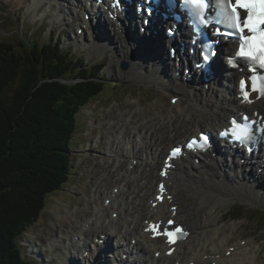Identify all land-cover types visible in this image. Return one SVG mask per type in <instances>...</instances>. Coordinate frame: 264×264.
Returning <instances> with one entry per match:
<instances>
[{"label": "bare ground", "instance_id": "obj_1", "mask_svg": "<svg viewBox=\"0 0 264 264\" xmlns=\"http://www.w3.org/2000/svg\"><path fill=\"white\" fill-rule=\"evenodd\" d=\"M45 1H48L45 10L47 12L51 11L54 18H59L65 12L62 9L66 8L78 20L79 26H85V33H89L92 42L106 43L105 47L112 68L118 66L120 60H126L129 67L126 69L127 71L123 72V75L132 76L137 73L140 74V71L145 72L144 66H148L150 72H146V78L168 87L174 96H179L171 107L170 113H167L168 120L166 122L169 124L168 127L174 123V118L177 115L183 114L190 122L196 113L214 119L215 127H219L224 123L216 119L217 110L226 115L224 118L226 121L228 115L236 109L235 105L238 104V101L234 97L231 82L232 77L236 78L238 75L236 71L224 70V77L223 75L219 77L218 74L220 73L215 69V77L213 76L205 83L200 76L199 85V82L194 81V84V82L188 81L183 74V69L181 70V67L171 60L169 53L165 50V44H173V42L164 36L167 25L171 23L169 19L159 21L156 24L152 23V28L145 26L143 29L144 24L139 23L141 22L140 17L131 12L128 19L124 18L122 22H119V20L113 21V25L117 28H114L112 32L106 21L107 12L103 11L102 7L96 8L91 4L95 0H33L32 2L29 0V4L37 6ZM85 14L89 15V19H84L83 15ZM160 22L165 23V25L161 26ZM79 26L78 28H80ZM85 33L81 35L76 32L75 38H70V40L79 42L80 37L85 40ZM178 38L181 41L185 40L182 33L178 35ZM174 42L178 41L175 40ZM178 53L180 56L184 55L179 49ZM218 66L220 65L218 64L216 67L219 68ZM141 77L145 78L144 75ZM185 97L190 102L182 107V101ZM250 107L258 109L260 113L264 114L263 99L254 102ZM237 108L239 110L247 107L241 106L240 108L237 106ZM158 116L160 117V115ZM157 120H160L159 123L156 122L157 126L150 127L149 132L148 130L142 132L144 126L141 127V125L144 124V121L141 125H134L133 128L134 130L136 128L137 135L134 134V130L131 134L128 133L125 127L129 125V122H126L124 126L122 124L120 132L115 136L117 144H112L109 140L108 143H111V145L107 146L106 155L110 158L114 156L127 157L129 165L125 172L128 169V173L139 165V163L133 165L134 162L138 159L141 160L138 168L142 164L149 167V178L152 182L155 180V187H157V181H165V194L166 196L169 195L170 198L167 199L165 196L162 202H156L155 190L149 193L145 202L143 198L139 197L140 202L135 203L137 202L135 199L138 198L135 189L141 185L136 182L129 201L128 198L126 200L123 198L124 201H121L120 196L122 193L124 195L125 189H129V184L139 175L135 171L132 174L130 172V177L124 179L125 184L126 181L127 184L120 183L115 190H110L104 201L93 208V214L88 216L87 219H83L80 227L76 226L73 231L71 230L73 233L70 236L63 239L57 238L45 244L46 248L50 250L48 256L35 245L36 250L34 249V252L37 256H41L45 261H48L51 255L56 254L58 256L60 254L58 256L59 264L257 263L256 257L259 248L250 251L249 242L251 241H242L241 239L229 243L235 225L231 227L225 225V223L221 225L218 222L221 216L215 213V209L219 205H227L238 198L264 202V165L262 161L254 155L244 158L239 150L222 145L211 153L203 154L201 158L192 154L179 157L166 177H162L158 173L153 175V166L157 165V161L155 159L156 155L149 150V147L154 142H146V140L155 136L157 139L162 137L165 131L163 133H160V131L166 129L162 122L163 119L158 118ZM193 131L195 130L188 132L186 135L192 134ZM184 136L182 134L179 139ZM169 139L164 141L165 143L168 142V146L179 142L174 141V137H169ZM142 143L147 145L146 149L149 152L147 150L140 152L139 145ZM165 143L160 148V152L167 149ZM121 144H124L125 147L117 148V145ZM213 152L214 157L212 156ZM196 158L198 161H195ZM242 158L244 159L241 160ZM160 167L161 165L159 169ZM145 171L147 172V170ZM130 178L134 179L131 180ZM253 186L257 187L256 190ZM124 204L126 205L125 210L122 206ZM171 205H177V209L175 211L171 210ZM109 208L113 209L110 212L111 215L115 213L112 217L106 216V211ZM126 210H129V212H126ZM123 214H126L127 217H124ZM168 215H174L175 219L186 225L190 232L185 240L176 245L170 255L165 254L168 247L164 244L162 237L151 238L150 233L144 231L147 226L145 224L146 219H157L164 222ZM102 229H107V234L100 238L95 235V231ZM127 237L129 238L126 242ZM133 238L135 243L131 244ZM57 244L64 246V252L55 253L53 249ZM94 251L96 255L93 253ZM155 252H159L158 257H155ZM83 253L86 256H81ZM122 253L127 255L125 260ZM100 254L102 255L97 257Z\"/></svg>", "mask_w": 264, "mask_h": 264}, {"label": "rangeland", "instance_id": "obj_2", "mask_svg": "<svg viewBox=\"0 0 264 264\" xmlns=\"http://www.w3.org/2000/svg\"><path fill=\"white\" fill-rule=\"evenodd\" d=\"M47 4L48 1H45L37 6H32L29 4V0H0V42H10L19 49L20 40L27 43L37 41L40 44L46 42L53 44L55 41H59L63 52L69 53L71 57L81 58L86 65L92 67L95 63H102L103 67H101L99 75L105 84L101 93L90 99L75 114V129L69 144L70 171L67 180L61 184L59 189L53 190L45 196L44 206L37 219L16 239L20 246L21 256L30 260L31 264H59L58 256L60 254L58 256L51 255L48 261H45L44 258L35 254V245L48 256L50 250L45 246L48 241L70 236L76 226L82 225L83 219H87L93 214V208L103 201L106 194L110 190H115L120 183L124 185V179L129 178L134 171L139 175L129 184V189H125L124 195L122 193L121 201H124L123 198L125 200L128 198L129 201L136 182L141 185L135 189V193L138 194V198L135 199L137 202L132 198L135 203L140 202V198H143L145 202L149 193L156 189L155 180L152 182L149 178V167L142 164L138 168L141 160L136 158L138 160L133 165L136 163L139 165L129 174L128 169L125 172L129 165L127 157L114 156L110 158L106 155L107 146L111 143L117 144L115 136L120 132L122 124L124 126L126 122H129L125 128L131 134L134 125H141L144 121V124L141 125V127L144 126L142 132H147V130L149 132L150 127L157 126L156 122L159 123L158 118L163 119L162 122L166 129L160 131V133L165 131L162 137L157 139L155 136L146 140V142H154L149 147V150L156 155L157 161V165L153 166L154 170L152 169L153 175L157 174L161 157L166 151V149L163 152L159 151L165 140L168 141L169 137H174V141L177 142L180 140L179 136L182 134L186 136L192 130L210 128L212 125L215 127L214 119H209L199 113L194 114L190 122L183 114H179L174 118V123L168 127L167 113L175 104L171 102L174 95L168 87L146 78L145 75L150 72V67L144 66L145 72L143 73L145 74L140 71V74L124 76L123 72L125 71H122L119 65L115 68L110 66L106 43L92 42L89 33H85V40L81 37L78 39L79 42L70 40V38H75L78 20L66 8L62 9L65 11L63 16L54 18L51 11L45 10ZM142 75L145 78H142ZM62 81L66 82V80ZM189 102L190 100L185 97L182 107ZM217 111L216 119L223 122L226 115ZM135 130L134 134L137 135ZM139 131L141 132L140 128ZM131 138L133 139V136ZM109 140L111 143H108ZM93 141H97V143L95 144ZM165 144L167 145L168 142ZM117 146V148L125 147L124 144ZM146 146V144H140V152L147 150ZM253 188L256 190L257 187L253 186ZM122 206L125 210L126 205ZM237 208L241 212V218H232L234 209ZM111 210L113 209L109 208L106 211V216L112 217ZM215 213L221 216L218 220L221 225L224 223L229 227L235 225L228 242L234 243L240 239L251 241L249 242L250 251L259 248L256 264H264V202L238 198L227 205H219L215 209ZM123 216L127 217L126 214ZM105 233H107V229L95 231L97 236H103ZM53 250L55 253H62L65 249L61 244H57ZM93 253L96 255L95 251ZM101 255H97V257Z\"/></svg>", "mask_w": 264, "mask_h": 264}, {"label": "trees", "instance_id": "obj_3", "mask_svg": "<svg viewBox=\"0 0 264 264\" xmlns=\"http://www.w3.org/2000/svg\"><path fill=\"white\" fill-rule=\"evenodd\" d=\"M19 47L0 42V264H31L16 239L67 180L75 114L105 84L102 63L86 65L59 41Z\"/></svg>", "mask_w": 264, "mask_h": 264}, {"label": "snow or ice", "instance_id": "obj_4", "mask_svg": "<svg viewBox=\"0 0 264 264\" xmlns=\"http://www.w3.org/2000/svg\"><path fill=\"white\" fill-rule=\"evenodd\" d=\"M186 3L195 4L197 0H185ZM259 6L261 9L259 15L254 12V9ZM237 8L247 9V16L243 21H241L240 13L237 11ZM229 24L231 27H234L237 32L240 34V50L237 53L240 57H246L250 60H259L260 66L264 68V28H261L260 25H264V0H235V4L232 5V14L228 18ZM245 29L248 32L253 33V35H245ZM207 59V57H205ZM240 87L244 94V98L247 99L248 93L246 89V82L244 80L240 81ZM256 90L255 88L253 89ZM234 134L238 139L244 138L248 135L247 129L244 127H238L235 130ZM202 141L206 142L208 137L201 136ZM198 143V141H193L189 144L191 147L193 144ZM181 152L180 148L173 149L172 155L175 156ZM161 190H163V185H161ZM171 224L172 221H169ZM155 231V226H153ZM179 228L176 229V232H180ZM169 237L170 242L172 241V232L166 233Z\"/></svg>", "mask_w": 264, "mask_h": 264}, {"label": "water", "instance_id": "obj_5", "mask_svg": "<svg viewBox=\"0 0 264 264\" xmlns=\"http://www.w3.org/2000/svg\"><path fill=\"white\" fill-rule=\"evenodd\" d=\"M128 63L125 61V60H121L120 63H119V68L122 70V71H125L127 68H128Z\"/></svg>", "mask_w": 264, "mask_h": 264}]
</instances>
